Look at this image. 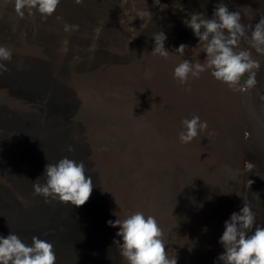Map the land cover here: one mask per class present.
Instances as JSON below:
<instances>
[{
	"label": "rangeland",
	"instance_id": "374dc122",
	"mask_svg": "<svg viewBox=\"0 0 264 264\" xmlns=\"http://www.w3.org/2000/svg\"><path fill=\"white\" fill-rule=\"evenodd\" d=\"M223 2L245 25L264 16L248 0ZM14 4L0 0V46L12 52L3 62L8 71L0 73V128L13 127L6 131L13 137L86 139L112 221L136 212L154 216L169 257L206 264L204 256L218 250L214 231L233 212L228 205L237 212L252 205L251 186L264 183V54L241 39L240 48L260 62L250 89L234 90L210 70L181 84L174 68L206 58L185 21L193 13L211 18L213 0H60L46 18L35 9L21 17ZM147 10L152 20L143 21L139 14ZM157 32L167 37V59L151 53ZM181 44L188 46L183 56L175 52ZM194 115L208 127L181 143L182 122ZM122 120L136 127L115 145L102 132ZM245 161L256 167L249 172ZM252 206L264 227V213ZM115 228L70 238L78 245L65 254L75 264H127L113 244L120 239Z\"/></svg>",
	"mask_w": 264,
	"mask_h": 264
},
{
	"label": "clouds",
	"instance_id": "9594fccd",
	"mask_svg": "<svg viewBox=\"0 0 264 264\" xmlns=\"http://www.w3.org/2000/svg\"><path fill=\"white\" fill-rule=\"evenodd\" d=\"M83 0H76L82 3ZM60 0H15V10L21 17L24 10H37L45 18L55 12ZM161 9L166 5H160ZM152 13L147 10L139 14L143 21L152 20ZM186 25L198 37L200 52L206 53L203 63L182 60L173 71L174 79L186 84L189 78H199L200 74L210 70L211 75L218 81L227 84L234 90L244 91L256 84V71L260 62L253 58L251 51L240 48L241 39L250 41V47L259 54H264V16H261L254 26L241 23V15L237 11H229L223 0L215 5L211 18L203 13H193ZM250 32V35H249ZM153 55L167 59L170 52L164 47L167 39L163 32H157ZM188 46L179 45L175 52L184 55ZM12 52L0 46V73L8 71L4 61H11ZM247 74L248 78L241 86V78ZM150 76L151 74H146ZM190 91V88L187 89ZM185 131L179 133L181 143H191L201 130L208 127L207 121H201L194 115L183 122ZM67 150L73 151L69 145ZM256 165L245 161V168L251 172ZM46 182L33 184L34 195L58 199L73 206H82L90 198L93 190L92 178L86 175L85 164L67 157L55 164L45 166ZM38 179V178H37ZM253 183L248 180L249 187ZM111 227H119L113 244L119 246L120 255L127 264H177L176 255L169 257L163 239L164 232L154 216H147L136 212L125 219L107 221ZM255 231L253 232V226ZM249 233H252L249 235ZM219 243L223 246V253L217 259L221 264H264V227L256 224L255 213L250 205L243 203L241 210L232 213L224 223V231ZM0 264H56V254L51 242L33 236L31 244L25 243L17 234L0 237Z\"/></svg>",
	"mask_w": 264,
	"mask_h": 264
},
{
	"label": "trees",
	"instance_id": "16d2710c",
	"mask_svg": "<svg viewBox=\"0 0 264 264\" xmlns=\"http://www.w3.org/2000/svg\"><path fill=\"white\" fill-rule=\"evenodd\" d=\"M248 1L257 12L264 10V0ZM218 2L213 0V3ZM2 128L0 129L6 134H0V237L6 238L9 234H17L27 244H31L33 236L43 240L49 238L47 241L54 246L56 264H68L66 254L62 251L68 248L70 238L78 235L93 236L95 232L102 231L105 234L116 232V228L107 224V221H112L109 203L87 140L13 137L8 135L12 132H6L13 127ZM20 131L25 132L23 128ZM104 133L108 135L109 142L115 145L117 141L126 140L129 135L122 133L119 125L106 128ZM131 133L136 134L135 131ZM69 145L73 148L71 152L64 150ZM65 157L77 162L82 161L85 164L86 175L93 181L89 200L79 207L60 202L58 199L46 200L42 196L34 195L33 192L34 183L46 182L45 166L48 163L55 164ZM127 158L129 159L128 156ZM86 162L92 163L88 169ZM244 171L246 173L247 170ZM246 192L248 195V190ZM96 196L101 202V209L97 212L92 204ZM93 216H96L93 222L97 221L100 230L93 229V222L89 221ZM214 235L217 238L218 234L215 231ZM55 239L57 241H54ZM214 254L215 252L211 253Z\"/></svg>",
	"mask_w": 264,
	"mask_h": 264
},
{
	"label": "water",
	"instance_id": "95a60500",
	"mask_svg": "<svg viewBox=\"0 0 264 264\" xmlns=\"http://www.w3.org/2000/svg\"><path fill=\"white\" fill-rule=\"evenodd\" d=\"M102 124H103V122H102ZM100 125V124H99ZM102 126V125H101ZM104 126V125H103ZM113 126V125H112ZM102 133H104V132H102ZM105 135L107 136V134L105 133ZM75 140H80V141H83L84 139H75ZM86 140V139H85ZM107 141V140H106ZM87 147H88V145H87ZM84 149V148H83ZM88 149H89V147H88ZM86 165H87V169H88V167H91V165H92V163H89V162H86ZM253 186L254 185H252L251 186V190L249 191V199L251 200V203H252V205H254L258 210V212H260L261 213V215H262V213H264V183L263 182H257V184L254 186V188H253ZM92 204L94 205V209L96 210V212L97 211H99L100 209H101V202H100V200H99V198L96 196V197H94L93 198V201H92ZM258 204V205H257ZM229 206V209H231V210H233V212L232 213H234V212H236V213H238L237 212V210H234V208H232L231 207V205H228ZM226 209H227V207H226ZM95 217L96 216H93V217H91L92 219H90L89 221H90V223H92L93 221H94V219H95ZM228 218H230V216L228 217ZM228 220V219H227ZM226 220V221H227ZM225 223V222H224ZM224 223H223V225H221V230H220V227H219V229H218V232H217V241H216V243H217V247H218V250L216 249V251H217V254L215 253L214 255L216 256V259H214L213 258V255H205L206 253H204V259H203V261H204V263H206L207 264V262L208 263H211L210 261H212L213 263L214 262H216V263H218V262H220V261H218V259H217V257L221 254V253H223V246L219 243V240H220V237L222 236V234H223V231H224ZM92 227H93V229H98V230H100V227H99V224L97 223V221H96V223H92ZM93 236H100V235H104V233H103V231L102 232H95V234H92ZM95 237V238H96ZM66 239V238H65ZM47 240H49V238H47ZM54 241H57V239H55ZM219 243V244H218ZM71 245H78V243L77 242H73L72 243V241H69V245H68V247H70ZM67 250V249H66ZM66 250H63L62 252H64V253H66ZM68 253H69V251H68ZM66 259L69 261V263L68 264H75V260H69L68 259V257H71L70 255H67L66 254ZM74 257V256H73ZM213 263H211V264H213Z\"/></svg>",
	"mask_w": 264,
	"mask_h": 264
},
{
	"label": "bare ground",
	"instance_id": "6f19581e",
	"mask_svg": "<svg viewBox=\"0 0 264 264\" xmlns=\"http://www.w3.org/2000/svg\"><path fill=\"white\" fill-rule=\"evenodd\" d=\"M107 114L110 115L111 113L107 112ZM122 121H120V125H119V122H117L116 125H119V127H121V132L127 135L129 133L128 131L130 130V128H134L135 125L133 124V122L125 123L124 120H122ZM135 124H136V122H135ZM113 125H115V124H113ZM110 126H112V125L107 124V125L104 126V128L106 129V128L110 127Z\"/></svg>",
	"mask_w": 264,
	"mask_h": 264
},
{
	"label": "flooded vegetation",
	"instance_id": "af4514ba",
	"mask_svg": "<svg viewBox=\"0 0 264 264\" xmlns=\"http://www.w3.org/2000/svg\"><path fill=\"white\" fill-rule=\"evenodd\" d=\"M250 207H251V210H252L253 206L251 204H250ZM249 235H251V233H249Z\"/></svg>",
	"mask_w": 264,
	"mask_h": 264
}]
</instances>
